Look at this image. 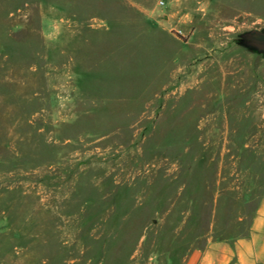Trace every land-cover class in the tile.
<instances>
[{
  "label": "rangeland",
  "instance_id": "374dc122",
  "mask_svg": "<svg viewBox=\"0 0 264 264\" xmlns=\"http://www.w3.org/2000/svg\"><path fill=\"white\" fill-rule=\"evenodd\" d=\"M264 0H0V264H182L264 194Z\"/></svg>",
  "mask_w": 264,
  "mask_h": 264
},
{
  "label": "crops",
  "instance_id": "0c3cea01",
  "mask_svg": "<svg viewBox=\"0 0 264 264\" xmlns=\"http://www.w3.org/2000/svg\"><path fill=\"white\" fill-rule=\"evenodd\" d=\"M182 264H264V194L257 199L243 233L210 238Z\"/></svg>",
  "mask_w": 264,
  "mask_h": 264
},
{
  "label": "water",
  "instance_id": "95a60500",
  "mask_svg": "<svg viewBox=\"0 0 264 264\" xmlns=\"http://www.w3.org/2000/svg\"><path fill=\"white\" fill-rule=\"evenodd\" d=\"M254 32L256 34H260V35L258 36V40H255L257 42L254 43V44L251 42V44H253L254 46H256L258 49L264 51V29L263 30H252V31L247 32V33L248 34L249 33L251 34V33H254ZM247 33H245V34H247Z\"/></svg>",
  "mask_w": 264,
  "mask_h": 264
},
{
  "label": "flooded vegetation",
  "instance_id": "af4514ba",
  "mask_svg": "<svg viewBox=\"0 0 264 264\" xmlns=\"http://www.w3.org/2000/svg\"><path fill=\"white\" fill-rule=\"evenodd\" d=\"M260 34H256L255 32L254 33H247V34H244L243 35V39H245V40H249L250 42H252L253 44L254 43H256L257 41H255V40H258V36H259Z\"/></svg>",
  "mask_w": 264,
  "mask_h": 264
},
{
  "label": "trees",
  "instance_id": "16d2710c",
  "mask_svg": "<svg viewBox=\"0 0 264 264\" xmlns=\"http://www.w3.org/2000/svg\"><path fill=\"white\" fill-rule=\"evenodd\" d=\"M231 237V236H230Z\"/></svg>",
  "mask_w": 264,
  "mask_h": 264
}]
</instances>
